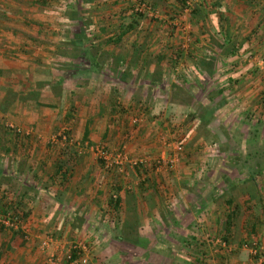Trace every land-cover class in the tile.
Returning <instances> with one entry per match:
<instances>
[{
	"label": "crops",
	"instance_id": "0c3cea01",
	"mask_svg": "<svg viewBox=\"0 0 264 264\" xmlns=\"http://www.w3.org/2000/svg\"><path fill=\"white\" fill-rule=\"evenodd\" d=\"M143 1L153 15L129 0H0V211H14L2 216L20 228L0 227V264H44L40 238L63 246L82 223L103 227L92 232L104 250L97 264L260 263L250 247L264 240V161L247 167L244 157L264 146V0ZM169 73L183 85L191 78L198 100L175 102L184 116L194 111L176 123L181 137L166 136L170 105L151 104L153 82ZM134 109L144 117L127 147L146 141L154 153L166 143L175 172L151 170L147 158L94 172L118 167L88 147L113 145ZM73 125L86 152L78 170L63 166L48 135ZM205 125L209 134L197 132ZM47 228L60 238L42 235ZM57 251L53 264H68Z\"/></svg>",
	"mask_w": 264,
	"mask_h": 264
},
{
	"label": "rangeland",
	"instance_id": "374dc122",
	"mask_svg": "<svg viewBox=\"0 0 264 264\" xmlns=\"http://www.w3.org/2000/svg\"><path fill=\"white\" fill-rule=\"evenodd\" d=\"M262 62L264 63V60L261 61V63H259V67L264 71V67L262 65ZM172 64L175 65V62L172 63ZM173 71L175 72V68L173 69ZM172 78L178 79L179 75L175 74V76H174V74L169 73L167 78H165V80H164L165 82L163 81L162 83H160L161 86H159L158 88H152L151 89V97H152L151 102H154V101L156 102V100H154L153 98L158 97L159 100H160V103H161V100L164 102L163 103L164 106H165V104H169L170 105V106H168V108H165L166 110L162 114L161 119L162 120H166L169 123H170V121H172L173 125H171V126L169 125V127H171V129H169V128L167 129L169 131L168 132L169 134H166V136H170L171 138H172V136L175 137L176 135L181 137L182 131H178V133H177L178 129L176 128V123L180 122L181 126H183V125H188L190 123V121L192 120V118H191V116L189 114H186L184 116L183 113H181L184 110H186V106L187 107L190 106L189 105L190 103L188 104V102L190 101V96H189L190 95L189 94L190 90L185 89L186 88L185 85H189L188 88L190 86H192V80H191V78L188 79L191 82L185 83L183 85V83L181 81H179V83H177L178 81L177 80L173 81ZM144 91H142V92L138 91V94H136V95L139 96V98H143V97L146 96ZM70 95H71L70 98L68 97V103H69L68 106L70 107V108L68 107V119H70V117H71V113H70L71 109L73 110V112H72V115H73V113L78 112L80 110V105L82 103V100L80 99V94H78L77 92H75V94L73 93V95H75L73 97V99H76V100H73V101L71 100L72 99V94H70ZM117 100H118L119 103L123 102V99L120 96H119V98H117ZM175 102H179V103L182 102V103H185V104L187 103L188 105L186 104V106L184 107V106H182V104L180 106V104L175 103ZM194 104H196V101L193 102L191 105H194ZM116 105H118V103H116ZM164 106L162 108H164ZM134 110L136 112L137 109H134ZM187 110H189V108H187ZM75 116H76V114H75ZM131 116H132V119H133L132 121H131ZM73 117H74V115H73ZM128 117L130 119V122L126 123V124L125 123L123 124V126H125V128L122 126L124 129H122L120 124H119L118 127H120V129L118 128V131H120V132L117 135V137H114L115 140H114L113 145L108 144V142H109L108 139H105L102 142L101 141H96L97 143L92 144L91 148H89L87 146L88 149H89L88 150V154L91 155L94 158H99L100 156L97 153V149L100 148L99 145L103 144L104 147H101V148H104L105 150L110 152V156L111 157L109 156V158H104V157H102V158L105 159V163L106 164L110 165L111 160L114 159L113 158L114 157V152L120 151V152H122L123 155H125L127 158H129V156L130 157L132 156L130 152L131 151L134 152V150H135L134 147L138 146V147H140V149L135 151L134 155H133V157H138L137 159L141 158V162H138L137 164L140 165L147 158L146 161H148V163H150L149 165L151 167V170L155 167L156 164H158V165L163 164V166H161V167L164 169V172H163L164 175L165 174H169L170 172H175L177 170L176 166L175 167H173V165L169 166V163L167 161H164L165 163L161 161L162 158H164L163 160H165V158L169 157L167 155L168 152H166V150H167V148L165 147V145L167 146L166 143L164 145H162V143L160 145H158V147H157V149H155L154 153H152L149 149H146L148 147V145H147L148 142H146V141H140L139 143L136 144V146L132 145L130 147V149L127 147V143H128L127 142L128 141L127 135H131L132 134V136H134L135 132L133 130L136 127V122H138V123L141 122V119L144 116L143 115H139V112H136V114L131 113V115L128 116ZM135 118H137L138 121ZM200 118L204 119V116L201 115ZM74 119H75V117L72 119V122H73ZM73 123L75 124L76 122H73ZM114 125H116V124H114ZM172 126L174 128H172ZM73 127H74V125H73ZM73 127H71V128L68 127V129H60L58 127L54 131H51L50 133L47 132V133L50 136V138L53 139V140H51L52 142L56 140L55 144L58 145L56 147V149H57L56 151H57V153H59L61 155L60 161L62 162L63 166L65 165L66 160H68L69 161L68 168H69V166H72L70 163L73 162V165L75 163L74 169L78 170L79 169V164H80V161H81V157L84 156L86 152L83 149V146H84L83 141H84V139H80L79 138V136L81 134V130L75 131L76 128L75 127L73 128ZM159 127H160V124H159ZM199 127L200 126H198L197 129H196L197 132L198 131L200 133L206 132V135L209 134L208 132H210V130L208 129V127L206 125L203 126V128H201V127L199 128ZM121 129H122V131H121ZM162 129H165L164 124H163V128ZM172 129H175V131H173ZM66 130L68 132H66ZM186 131H187V129H186ZM124 134H126L125 137L123 136ZM45 135L47 136V134H45ZM180 139L181 138H179V140ZM77 141H79V142H77ZM60 142H61V144H60ZM134 142L135 141H133V143ZM183 143L184 142L182 141V144ZM97 144H99V145H97ZM123 144H125L126 146H122ZM183 145H185V143ZM160 151H163V152H161V154H163V156H161ZM158 158H160V160H157ZM111 163H113V161ZM115 164H112V165H115ZM125 164H130L131 165L132 163H130V162L123 163L122 164V169H123V166ZM102 165L103 164H99L98 163V167H96L94 172L105 171L106 173L109 172V173H112V174H118L117 172L123 171V170H121L119 168H117V169L116 168H112V170L108 171V170L105 169V167L103 168ZM133 166H136V164H134ZM71 183H72V179H69L68 180V185H70ZM2 214H4V211L3 212L0 211V218L3 219V221L1 222L2 225L0 227L8 228L9 230L20 229L19 227H13L12 225H14V224L13 223L12 224L9 223V222H12V221H9L6 217H3ZM73 216H72L71 212L68 211V218L69 217H73ZM93 220H95V219H93ZM5 225H7V226H5ZM87 227L88 226H85V223H82L81 225H78L77 227H72L71 230H69V227H68V236L70 235V231L72 233H71V235L69 237L68 243H65L63 246H62L63 243H61V242H57V243L54 242L53 245H51V243H49V240L46 241V244H43L42 241H44V240H43V238H40L41 244L43 245V247L41 246V249L44 251V252L43 251L41 252L44 263L46 261V257H47L48 254L53 253V259L55 261L56 260L55 257L57 256L56 252H58L57 250H60L61 256L63 258H65L64 254H65L66 250L71 246V244L80 243L82 245V247L78 246L77 249H78L79 253H77V255H80V254L84 255L86 257L85 261L84 262H69V263L70 264H97L98 260H100V259H98V256H100L102 254V251H104V250H102L103 247H101V243L95 241V239H94L95 235L94 234L97 233L98 229H103V227L99 228L98 225H95L93 228L91 226H90V228H87ZM4 228H2V230H0V231H2L3 234H4V231L7 230V229H4ZM91 228L93 230H91ZM60 229H62V228L60 227L59 231H60ZM109 229H111V228H109ZM47 230H48V228L46 229V231H45V229L42 230V232H41V233H43L42 235L51 236V237L55 236V238H58V237L60 238L59 235H54V232L47 231ZM17 231H19V230H17ZM61 231L63 232V230H61ZM92 232H94V234ZM49 246H51L52 248H55V249H53V251L50 252ZM106 247H108L107 250H108L109 256L114 257L113 256L114 250L111 248L112 245L107 244ZM58 254H60V253L58 252ZM91 256L92 257L94 256V258L91 259ZM40 260H42L41 257H40ZM57 260H59V259H57Z\"/></svg>",
	"mask_w": 264,
	"mask_h": 264
},
{
	"label": "built area",
	"instance_id": "2783aa9c",
	"mask_svg": "<svg viewBox=\"0 0 264 264\" xmlns=\"http://www.w3.org/2000/svg\"><path fill=\"white\" fill-rule=\"evenodd\" d=\"M129 1L131 2V7H132V10L134 12L141 13V14H146V15H149V16L153 15L155 13V10H153L151 8V6L148 3H146L145 1H143V0H129ZM188 4H189V1L186 0L185 1V8H186V6H188ZM262 65L264 67V63L263 62H262ZM173 148H174V152L176 154L177 152H179L182 149V145L179 142H174ZM97 153H98V155L100 157H104V158H109V156H110V152H108L107 150H105L104 148H101V147L97 149ZM113 158L114 159L111 160V162L112 161L115 162L117 164V167L120 168V169L122 168V164L125 163V162H130V163L134 164V163H136L138 161L137 158H135V159L127 158L120 151L114 152V157ZM164 161H167L169 163V166H170L175 161V159H174V157H167V158H165ZM111 162H110V164H111ZM0 221H3V219H0ZM43 240L44 241H42V243L46 244V241H48L49 239L47 238V239H43ZM78 246L82 247V245L80 243L71 244V246L66 250V252L64 254V257L65 258H69L70 250L72 248H78ZM250 252L252 254H256L257 253L258 254L257 260L260 262L259 264H264V240L261 243L259 248L256 247V246L250 247ZM76 253H79L78 249H77ZM85 259H86V257L84 255L80 254V255H77L76 258L71 259L69 262H84ZM53 263H54L53 253H50V254L47 255L46 261H45L44 264H53Z\"/></svg>",
	"mask_w": 264,
	"mask_h": 264
},
{
	"label": "trees",
	"instance_id": "16d2710c",
	"mask_svg": "<svg viewBox=\"0 0 264 264\" xmlns=\"http://www.w3.org/2000/svg\"><path fill=\"white\" fill-rule=\"evenodd\" d=\"M159 82L160 81L153 82L154 83L153 85L155 86V88H158L159 86H161V84ZM188 86L189 85H185V87H186L185 89H188L189 90L190 87L188 88ZM189 94H190V101L188 102V104L190 103V106H192L191 104L193 102H195V101H198V100L196 99V97L194 96L193 93H190L189 92ZM208 99H209V97H208ZM154 102L152 103V105H155L156 102L155 103ZM190 106H188V107H190ZM188 114L192 118L194 116V111L193 112H189ZM250 149L245 154L246 157H244V163H245V165L247 167H255L256 166V160L259 161V162H263L264 161V160L261 161V159H264V146L262 148H259V149L254 148V150L252 152H250ZM6 212L8 213L9 216H11L12 214L15 215V212L14 211H11V210L10 211L9 210L7 211V210H5L4 213H6ZM1 225H2V223H0V226ZM17 230H15V231H17ZM76 251H77V248H72L70 250V256H69V258H65V259L69 262L71 259L76 258V256H77Z\"/></svg>",
	"mask_w": 264,
	"mask_h": 264
}]
</instances>
